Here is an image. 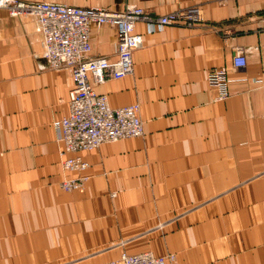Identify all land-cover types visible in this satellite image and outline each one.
Here are the masks:
<instances>
[{
	"label": "crops",
	"instance_id": "0c3cea01",
	"mask_svg": "<svg viewBox=\"0 0 264 264\" xmlns=\"http://www.w3.org/2000/svg\"><path fill=\"white\" fill-rule=\"evenodd\" d=\"M162 15L199 5L196 26L138 22L134 72L96 85L112 107L140 103L141 137L82 152L83 191L61 182L54 123L69 112L71 71L42 57L31 15L0 9V264H99L123 252L174 264H264V0H25ZM93 55L118 33L93 26ZM238 51L247 58L235 67ZM226 66L216 101L210 69Z\"/></svg>",
	"mask_w": 264,
	"mask_h": 264
},
{
	"label": "built area",
	"instance_id": "2783aa9c",
	"mask_svg": "<svg viewBox=\"0 0 264 264\" xmlns=\"http://www.w3.org/2000/svg\"><path fill=\"white\" fill-rule=\"evenodd\" d=\"M0 9L11 16L31 15L42 34V57L53 68L71 71L73 86L69 93V112L54 123L62 143L63 168L76 175L61 182L67 192L83 191L90 175V164L82 152L92 151L107 142L141 137L145 124L140 115L141 104L112 107L107 94L96 90L97 84L121 79L134 72V52L144 45L143 34L136 31L138 22L160 25L196 26L205 21L201 6L173 10L155 15L144 8L126 4L120 11L105 7H82L49 1L0 0ZM110 25L118 33L116 58L93 55V26ZM235 67H244L247 58L238 51ZM209 86L217 93L215 100L230 96L226 66L214 67L207 74ZM175 254L156 255L152 251L123 252L121 257L99 264H174Z\"/></svg>",
	"mask_w": 264,
	"mask_h": 264
}]
</instances>
